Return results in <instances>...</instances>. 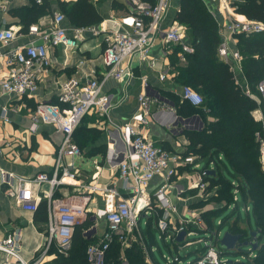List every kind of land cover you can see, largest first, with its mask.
Instances as JSON below:
<instances>
[{
	"label": "built area",
	"instance_id": "built-area-1",
	"mask_svg": "<svg viewBox=\"0 0 264 264\" xmlns=\"http://www.w3.org/2000/svg\"><path fill=\"white\" fill-rule=\"evenodd\" d=\"M35 1L41 4L44 0ZM123 1L130 11L112 28L89 26L74 28L70 31L63 25L64 14L56 12L50 31L42 32L39 27L31 26L28 35L34 40L23 46L8 49L2 54L3 64L8 68V74L0 78V95H12L19 98L32 97L37 92L40 76L51 65L49 56L51 48L60 45L77 48L87 32L92 35H102V56L106 70L100 80L96 77L84 83H80L77 78L68 80L63 86V92L58 97L57 103L39 102L31 112L32 132L44 125L53 126L61 133L62 138L55 152L54 167L51 174L41 173L34 178H18L17 186H12L8 194L15 198L23 210L35 213L41 199L36 196V187L45 183L50 184L51 191L45 195L48 208L46 243L34 258L28 261L19 252L18 235L9 234L0 240V253L5 255V259L0 264H43L54 241L58 253L66 255L72 247L75 229L89 218L97 222L104 220L108 225L102 239L87 248L89 264H105L107 252L115 238L122 242L123 247L128 246L127 234L134 230L140 232L141 216L151 215L152 218H156L158 229L165 239L169 238L176 242L178 234L186 232L183 243H178V246L187 245L186 239L193 235L194 228L202 227L199 230L203 232L206 229L202 226L203 219L200 218L199 221L193 219L191 222L193 229H189L184 224L180 229L173 227L177 207L172 203L170 191L176 187L173 185V177L176 175L177 166L192 164L199 171L202 168L194 163V157L183 158L180 155L171 154L147 133L145 129L148 125L147 117L154 101L145 91L149 86L146 80H143V91L138 95L141 113L134 115L129 124L116 126L106 131L108 136L106 162L116 174H119V178L123 180V187L129 191L130 196L124 197L114 187H103L95 183L96 175H94L92 183L84 185L83 193L79 191L63 199L53 197L57 187L75 184L80 170L76 158H81L83 153L74 140V133L82 120L88 114L103 117L113 107L111 96L103 92L104 84L109 80L120 82L132 76L133 67L136 64L147 62L153 67L155 60L152 50L158 40L166 48L180 46L182 50L179 56L182 61H185L186 54L194 52L191 43L186 42L185 27L178 24L175 19L168 18L173 0ZM223 33L230 37L236 34L247 36L261 34L264 33V22L247 18L244 21L230 20L223 26ZM16 36L12 28H1L0 44L8 47ZM37 37L41 38L40 42L36 41ZM218 56L221 61L230 65L234 73H242L243 57L238 48H230L226 38L220 43ZM160 78L166 80L168 77L166 74H161ZM244 91L257 102L258 108L252 116L256 122L261 123L264 132V80L258 84L256 91H252L249 87ZM180 94L183 101L193 106L199 107L204 103L203 96L190 86H182ZM256 138L261 144L260 161L264 164V140L259 132L256 133ZM209 166L207 170H215L214 162H211ZM204 175L207 174L203 169L199 172V181L192 187L204 191L209 185V182L204 181ZM156 176H161L164 183L152 195L148 194L146 188ZM2 179L5 181L4 176ZM232 184L238 185L236 182ZM237 193L238 190H234L235 201ZM90 194H104L106 197V206L93 214L89 212L92 200ZM216 236L218 238V235ZM141 245L144 247L147 264H157L153 258V248L148 250L145 249L144 243L141 242ZM162 257L165 264H182L180 256L163 254ZM189 264H229V262L226 263L222 259L211 240L204 239L202 255Z\"/></svg>",
	"mask_w": 264,
	"mask_h": 264
},
{
	"label": "crops",
	"instance_id": "crops-1",
	"mask_svg": "<svg viewBox=\"0 0 264 264\" xmlns=\"http://www.w3.org/2000/svg\"><path fill=\"white\" fill-rule=\"evenodd\" d=\"M76 1L44 0L43 3L39 4L34 0L33 2L38 5L44 4L47 7V13L31 24L28 30H23L25 25L16 11L23 7L31 8L33 6L32 0H0V29L12 28L17 34L16 39L8 47L0 44V78L8 74V68L3 64L2 54L8 49L23 46L34 40L28 35L31 26L39 27L42 32L50 31L53 26L54 14L56 12L63 14L64 8ZM90 2L97 8L103 18L102 22L93 25L96 28H112L115 23L118 24L119 20L130 11L123 0H111V5L108 7L104 6L105 8H100L103 7L100 4V7H97L99 0H91ZM225 6L227 7V4ZM238 16L246 19L245 16L234 12L230 13L229 18L230 20H235ZM224 17H221L219 21V23L221 22L219 24L221 42L226 38L230 48H237L235 35L230 37L223 33V26L227 23ZM168 18L170 19V17ZM166 23L168 22L166 21ZM63 25L70 31L78 28L66 16ZM101 37L102 35H92L87 32L84 40L79 43L77 48L62 45L51 48L49 51L51 65L40 76L38 90L32 97L24 96L19 98L12 95H0V240L6 238L9 234H17L20 240L19 252L25 260H32L46 243L48 208L46 222L40 220L42 216H39L36 222V213L23 210L17 204L15 198L9 196L8 192L12 186H17L18 178H34L41 173L51 174L54 167L57 144L62 138L61 133L53 126H39L35 132H32L31 112L39 102L54 103L57 101L63 92L64 84L72 78L79 79L80 83H84L94 77L99 80L102 78L106 65L102 56L103 45ZM40 39L37 37L36 41L40 42ZM186 42L190 43L188 34ZM176 47L178 46L166 48L160 40L156 41L152 50V56L155 60L153 67L147 62L136 64L133 67L132 76L126 77L120 82L109 80L104 84L103 92L111 96L113 107L103 117L93 114L96 116V126L101 129L104 128L105 140L100 144L108 145L107 130H111L116 126L127 125L132 122L134 115L141 113L138 95L143 91V80H146L149 86L145 91L154 102H152L150 114L147 117L148 125L145 129L158 145L168 148L173 155H180L185 158L183 154L187 150L189 141L184 136L183 131L193 130L190 128V124L193 122H200L202 127L203 123L197 115L191 118L178 116L173 103L166 96V93L181 96V87L184 86L177 81L178 73L170 64V56ZM184 63L185 61L180 59V64ZM161 74H166L168 78L161 80ZM235 74L236 80L243 90L248 88V81L244 72H236ZM160 96L167 100H160ZM91 115L88 114L85 118L91 117ZM181 119H190L191 121L183 124ZM194 158V163L199 164L202 168L200 171L205 167H210L207 165L202 166V162L206 163L203 158ZM87 159L93 160L92 169L85 170L82 168L81 163L78 162V160L83 162ZM76 161L80 170L76 176L75 184L57 187L53 197L63 199L79 191L83 193L82 190L84 185H86L84 180L86 179L90 181L89 183H92L94 175H96L95 183L103 187H114L124 197L130 196L129 191L123 187V180L106 162L105 156L100 155L89 158L82 155L81 158H76ZM98 163H102V167ZM180 166L195 170L197 176H199L200 171L196 170L192 164L177 166L176 174ZM3 176L5 181L2 179ZM198 181L199 178L191 183L193 185ZM163 183V178L156 176L146 188V192L152 195ZM172 190L170 191V197L174 204L171 194ZM50 191L51 186L48 183L36 187V196L41 198L39 204L42 201L47 202L45 195ZM90 196L92 197L89 205L90 214L106 206L104 194H90ZM107 227L108 225L104 220L94 221V225L88 231V236L95 239L94 242H98L102 239ZM3 260L4 255L0 254V262Z\"/></svg>",
	"mask_w": 264,
	"mask_h": 264
},
{
	"label": "trees",
	"instance_id": "trees-1",
	"mask_svg": "<svg viewBox=\"0 0 264 264\" xmlns=\"http://www.w3.org/2000/svg\"><path fill=\"white\" fill-rule=\"evenodd\" d=\"M33 1L31 8L23 7L16 11L25 25L23 30H28L31 24L47 13L44 4L38 5ZM90 1L77 0L64 8V13L72 24L89 27L102 22L101 14ZM232 7L238 15L264 22V0H239L234 2ZM176 20L185 27L194 52L186 54L185 63L180 64L179 53L182 49L178 46L170 56V64L178 73L177 81L198 91L203 96L204 103L196 107L183 101L178 95L166 93V96L170 98L178 116L191 118L197 115L201 119L203 123L201 130L183 131L189 141L183 155L201 157L206 160L207 166L214 162L216 176L204 175L203 179L209 182L210 188L220 187L215 200L226 203L205 215V218H208V225L204 232L220 234L225 222L215 220L218 213L232 204L238 211L241 198L245 207L251 206V210L246 213L250 216L251 211L253 212L256 231L259 233L254 238L248 229L236 222L228 231L233 235H241V241H256L258 249L250 254L254 255L250 264H264V164L260 161L261 144L256 138V133L259 132L264 140V132L261 123L256 122L252 116L258 108L257 102L238 84L236 74L230 65L220 60L218 56L221 43L220 27L203 1L180 0ZM235 38L237 48L243 57V72L248 86L252 91H256L258 84L264 80V33L249 36L236 34ZM85 119L74 133L75 142L85 157H95L99 154L105 156L107 146L98 143L104 131L96 126V116H92V121L89 122H84ZM163 148L170 152L169 149ZM206 170L207 167L204 168V172ZM225 170L232 178H237V186L225 177ZM234 190H238L236 201ZM35 213L36 222L39 216H42L40 220L46 222L47 202L42 201ZM153 219L154 217L150 221ZM219 221L221 222L218 223ZM93 225L94 221L91 218L79 225L75 229L72 247L68 253L64 255L57 252L58 254L55 253L50 261H44L43 264H89L86 251L95 239L88 236V231ZM141 234L148 248H152V244L143 233ZM216 242L219 243L218 240ZM175 245L178 246V243L175 242ZM53 252L54 250L49 251L48 255H52ZM235 253L240 254L236 251ZM125 262L147 264L145 252L135 241L123 247L122 242L115 238L107 252L105 264Z\"/></svg>",
	"mask_w": 264,
	"mask_h": 264
},
{
	"label": "rangeland",
	"instance_id": "rangeland-1",
	"mask_svg": "<svg viewBox=\"0 0 264 264\" xmlns=\"http://www.w3.org/2000/svg\"><path fill=\"white\" fill-rule=\"evenodd\" d=\"M203 4L206 6V8L213 14L215 19L217 20L218 24L221 17L226 18L225 20L228 22L230 21L229 15L230 12H234V8L232 7V4L239 0H227L224 2L223 0H202ZM111 0H99V3L97 4V7L103 6L100 8H105L111 5ZM227 4V7L225 6ZM180 5V0H173L172 7L169 9L168 16L171 19L176 20V12L178 11ZM105 6V7H104ZM225 8V9H224ZM65 15V13L63 12ZM236 14V13H235ZM66 16V15H65ZM233 16V15H232ZM178 23V22H177ZM179 24V23H178ZM220 27V25H219ZM102 39V37H101ZM174 51H172V54ZM95 116V115H91ZM91 117H87L84 122L92 121ZM190 128L193 130H201L202 125L200 122H193L190 124ZM104 131V128H102ZM105 136L103 135L101 139L98 141V143H102L105 139ZM98 144V145H99ZM168 149V148H167ZM84 154V153H83ZM85 155V154H84ZM96 155V156H100ZM99 159V158H98ZM183 161V160H182ZM78 162L81 163V166L83 169L88 170L93 168V160L87 159L81 162L78 160ZM99 164V163H98ZM102 163L99 164L100 167H102ZM206 165L205 162H202V166L204 167ZM192 167V166H190ZM225 177L232 182H238L235 178H232L231 175L228 173V171H224ZM198 178L195 170H190L188 167L180 166L178 167V172L174 177L173 185L176 186L171 194L172 199L174 201V204L177 205V212L174 215L173 220V227L176 229H180L182 224L187 226L189 229H193L191 226V222L193 219L195 221H199L200 219H203L204 224L202 226L207 227L208 225V218H205V215L210 212L211 210H215L220 208V206H224L226 203L225 201H217L215 198H217L218 187L210 188V185L207 186V188L202 191L200 188L192 187V183ZM86 182L85 184H90V181L84 180ZM190 182V183H189ZM186 185V186H185ZM238 211L235 210V206L232 204L228 208L220 211L216 217L215 220H221L225 222V225L220 229V234H218V239L215 233L211 232H203L200 231L199 227L194 228V233L192 236H188L186 241L187 245L184 246H176L175 242L171 239H165L160 230L157 226L156 218L153 219L151 222V215L143 216L139 223L140 232L143 233V235L146 237V239L152 244V248L154 250L153 258L157 262V264H165V261L162 257L163 254L170 256L173 254L174 256H180L182 257V264H189L191 262L196 261L200 258L202 255L203 249H204V239H207L208 241L211 240L213 244L216 245V249L218 252L222 254V259L226 263L232 262V263H251L253 255L250 256V254L253 252L252 248L250 247H243L242 252L243 254H236L235 251H228L224 246H222L220 243H217L216 241L220 240L224 234L229 230L230 226L233 225V223H237L238 225L248 229L251 231H256L257 226L255 222V218L253 215V212L251 211L250 216L247 215V208L245 207V204L243 200L240 198ZM251 210V206L249 207ZM212 217V216H211ZM219 221L218 223H220ZM190 222V223H189ZM216 222V221H215ZM138 232L137 230H134L131 233L127 234V241L126 244L132 243V241L137 242L138 245H141V242L146 245L144 240L142 241V234ZM101 236V235H98ZM101 238V237H100ZM99 240V239H98ZM194 242L193 244L189 245L190 243ZM144 250V247H142ZM148 249V246L146 245V248ZM54 250L52 255H48L45 261H50L57 252V246L55 244V241L52 243L50 251ZM1 255H4L0 253ZM5 259V255H4ZM30 261V260H28Z\"/></svg>",
	"mask_w": 264,
	"mask_h": 264
},
{
	"label": "water",
	"instance_id": "water-1",
	"mask_svg": "<svg viewBox=\"0 0 264 264\" xmlns=\"http://www.w3.org/2000/svg\"><path fill=\"white\" fill-rule=\"evenodd\" d=\"M160 100L166 101L167 99L160 96ZM183 124H186L190 122L191 120H183ZM206 174L209 176H216V170H206ZM257 233L259 231H252L250 232V235L253 236L254 238L257 236ZM186 236V232H180L176 238L177 243H183L184 238ZM241 235H233L229 231H227L224 236L218 241L222 246H224L228 251H236L240 254H242V248L243 247H251L252 251H256L258 249V243L256 241H241ZM231 263V262H229ZM247 264V263H243Z\"/></svg>",
	"mask_w": 264,
	"mask_h": 264
},
{
	"label": "bare ground",
	"instance_id": "bare-ground-1",
	"mask_svg": "<svg viewBox=\"0 0 264 264\" xmlns=\"http://www.w3.org/2000/svg\"><path fill=\"white\" fill-rule=\"evenodd\" d=\"M224 2H226V0H224ZM238 20H242V21H244V20H246L244 17H241V16H238V17H236Z\"/></svg>",
	"mask_w": 264,
	"mask_h": 264
}]
</instances>
